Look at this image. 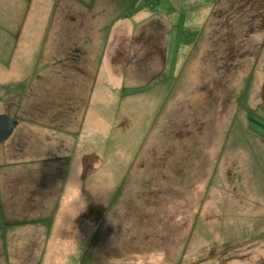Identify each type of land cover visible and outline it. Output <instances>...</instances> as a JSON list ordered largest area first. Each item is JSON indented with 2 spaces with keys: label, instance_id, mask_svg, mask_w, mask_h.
Wrapping results in <instances>:
<instances>
[{
  "label": "rangeland",
  "instance_id": "374dc122",
  "mask_svg": "<svg viewBox=\"0 0 264 264\" xmlns=\"http://www.w3.org/2000/svg\"><path fill=\"white\" fill-rule=\"evenodd\" d=\"M234 2L0 0V223L45 239L85 189L46 264H264V0Z\"/></svg>",
  "mask_w": 264,
  "mask_h": 264
},
{
  "label": "crops",
  "instance_id": "0c3cea01",
  "mask_svg": "<svg viewBox=\"0 0 264 264\" xmlns=\"http://www.w3.org/2000/svg\"><path fill=\"white\" fill-rule=\"evenodd\" d=\"M68 3L66 4L67 7ZM70 20V18H69ZM264 41V39H261ZM261 63V62H259ZM258 69V77L257 83L253 84V86L257 87L258 90V112H259V124L264 127V67L260 66L256 68ZM254 70V71H255ZM249 88V86H248ZM251 88V86H250ZM257 93H249L245 96H248L249 102L256 97ZM261 122V123H260ZM263 123V124H262ZM259 125V126H260ZM257 137L259 141L264 144V137L257 132V135L253 136V138ZM66 183V187H64L65 193H60L59 197H55L54 200L57 201L55 204V216L52 218L53 220L49 224L48 228L45 230L49 235H45V239H38L36 237H30L29 234L26 233L31 226H27L26 224H15L10 225L6 222L0 223V264H46L44 261V257L47 255V250L51 249L54 246H60L63 248V251H73L79 245L78 242L80 240L71 237H65L61 234L69 232V226H64L62 224V219H60L59 213H63L64 215H68V217L72 216L76 218L80 215L74 210V203H71L70 199L74 198L75 195L79 196L80 191L76 194V190L71 194V182L68 180ZM2 193H0V201L10 199V193H7L5 189L2 188ZM70 201V202H69ZM49 222V221H48ZM75 222V221H74ZM73 225V224H72ZM71 225V226H72ZM36 228V227H35ZM83 228L79 226L78 229ZM38 229V228H37ZM30 231V229H29ZM34 232L31 230L30 232ZM79 231V230H78ZM15 233V234H14ZM65 241H70V245H66ZM73 242L75 244H73ZM66 245V247H65ZM65 247V248H64ZM34 250L33 252L28 250ZM31 255V259H29ZM60 257V256H58ZM64 258V257H60ZM67 259V260H66ZM64 258L68 263V258ZM44 261V262H43Z\"/></svg>",
  "mask_w": 264,
  "mask_h": 264
},
{
  "label": "trees",
  "instance_id": "16d2710c",
  "mask_svg": "<svg viewBox=\"0 0 264 264\" xmlns=\"http://www.w3.org/2000/svg\"><path fill=\"white\" fill-rule=\"evenodd\" d=\"M216 1L217 0H215V4H216ZM240 1H242V0H239V2H234L233 4H231V8H229V9H231V10H235L236 9V7H235V4H238V3H240ZM248 4V3H247ZM257 4V3H256ZM217 5L218 4H216V5H214V7H213V11L211 12V14H210V16H209V18L211 19V20H214V21H212V23L213 22H216L215 20L219 17V14L218 13H215V12H217L215 9L216 8H218L217 7ZM243 5V4H242ZM241 5V6H242ZM264 8L262 7V6H258V10L259 11H261V10H263ZM215 13V14H214ZM259 14H257V16H258ZM257 16H255L254 18H249L251 21H254V22H256V23H251L250 25L249 24H247V22H245V19H247L246 17H244V21H243V26L244 27H242V29L244 30V31H249V32H251V31H256V29L255 28H260V27H262V28H264V23H262V26H259V24H258V20H257V18H260V17H257ZM214 18H216V19H214ZM248 21V20H247ZM235 22L236 21H232L231 20V23H233V24H235ZM231 23H228V24H230L231 26L233 25V24H231ZM237 28H239V27H234L233 28V32L237 29ZM259 111V110H258ZM257 117H258V120H259V112H257ZM259 122V121H258ZM154 123H155V121H154V119L152 118V117H150L149 119H145V120H143L142 122H140V124L137 126V129H135V132L133 133V131L129 128V127H127L126 129H124V131L123 132H128L129 134H130V137L133 139V141H134V143L136 144V149H134L135 151L139 148V147H141L142 145H143V143H144V141H145V137H146V135H147V133L149 132V128L150 127H153V125H154ZM261 123V122H260ZM123 126H129L128 124H124L123 123V125H122V127ZM255 134H257V133H255ZM252 141H254V142H256V143H259V142H261V141H259L258 140V138L257 137H255V138H253L252 137ZM264 145V144H263ZM129 147V146H128ZM100 168V167H99ZM116 189H117V191H118V193H119V190H120V187L119 186H117L116 187ZM116 191V192H117ZM92 210V208H89V210ZM89 216H90V213H89ZM90 261H91V263H93V260H91L90 259Z\"/></svg>",
  "mask_w": 264,
  "mask_h": 264
},
{
  "label": "water",
  "instance_id": "95a60500",
  "mask_svg": "<svg viewBox=\"0 0 264 264\" xmlns=\"http://www.w3.org/2000/svg\"><path fill=\"white\" fill-rule=\"evenodd\" d=\"M16 128V123L12 117L5 113L0 114V143L9 139Z\"/></svg>",
  "mask_w": 264,
  "mask_h": 264
},
{
  "label": "clouds",
  "instance_id": "9594fccd",
  "mask_svg": "<svg viewBox=\"0 0 264 264\" xmlns=\"http://www.w3.org/2000/svg\"><path fill=\"white\" fill-rule=\"evenodd\" d=\"M79 190H80V194H79V197H77V199L79 200L83 194V192L85 191V189L80 185L79 186ZM85 203H86V199H85Z\"/></svg>",
  "mask_w": 264,
  "mask_h": 264
}]
</instances>
